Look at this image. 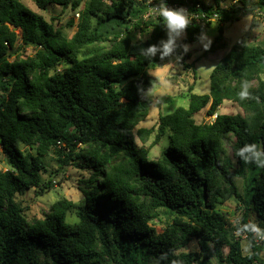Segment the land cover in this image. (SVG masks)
I'll use <instances>...</instances> for the list:
<instances>
[{
	"label": "trees",
	"instance_id": "1",
	"mask_svg": "<svg viewBox=\"0 0 264 264\" xmlns=\"http://www.w3.org/2000/svg\"><path fill=\"white\" fill-rule=\"evenodd\" d=\"M146 1L33 0L42 11L50 5L78 10L77 22H67L75 26L67 38L21 0H0V151L6 164L0 169V264H41L39 254L51 264H264V241L254 245L248 227L264 229V168L236 155L245 144L264 149V47L232 46L210 72L207 94L192 93L191 85L186 107L160 115L155 128H137L152 103L143 97L153 87L148 71L197 43L212 23L201 27L192 15H216L218 34L206 56L225 48L224 24L264 17V0H232L227 8L224 0L213 6L168 0L186 7L190 22L172 53L151 58L143 49L159 48L168 33L158 16L143 19ZM136 32L146 36L134 39ZM26 47L33 55L12 60ZM188 58L182 52L178 64L193 70ZM225 101L241 113L218 114ZM205 109L213 120L196 122ZM151 136V145L161 146L155 160L143 146ZM228 136L234 140L230 157ZM51 153L59 167L87 172L77 187L83 201L59 199L42 218L27 221L14 197L52 188L50 180L40 183ZM231 199L248 233L245 253L218 208ZM162 214L156 233L151 222ZM194 239L199 252H183Z\"/></svg>",
	"mask_w": 264,
	"mask_h": 264
},
{
	"label": "rangeland",
	"instance_id": "2",
	"mask_svg": "<svg viewBox=\"0 0 264 264\" xmlns=\"http://www.w3.org/2000/svg\"><path fill=\"white\" fill-rule=\"evenodd\" d=\"M86 0H82V5ZM203 3L213 6V0H200ZM28 9L33 13L40 15L49 23H53L54 27L62 30L67 38H70L75 31V26L68 28L67 22L73 19L74 23L77 22L76 11H72L70 8L62 10L59 6L50 5L46 11L38 9L33 0H21ZM232 4V0H224L221 3L222 8H227ZM80 6V8L82 7ZM58 21H54V19ZM210 26L204 30L203 36L206 41H210L207 47L213 41V38L218 34V22L211 20ZM223 37L226 43L224 49L208 53L204 56L206 48L204 42L200 39L195 44H187L182 46L178 52L171 55L169 59L162 64L161 67L148 71V75L152 78L153 87L147 90L144 94V98L151 100V106L148 111L147 117L140 121L137 128H155L158 123V117L160 115L170 114L176 107L187 106V94L188 87L193 86V92L197 95L207 94L209 92V74L216 66L219 59L225 55L232 46L246 44L249 46H261L264 47V17L256 15L254 17L246 15L241 17L238 21H232L224 24ZM146 35H140L134 33L133 38L139 39ZM184 37L182 32L179 36L174 38V42L177 43ZM19 46V43L17 44ZM185 48L187 51H185ZM182 52H187L189 58L185 61L187 64L193 65V70H185L178 64L179 55ZM34 51L31 47H26L23 52L18 51L13 55L12 60L16 58H25L33 55ZM264 79V75H262ZM206 109L195 115L196 122H210L213 117H206ZM218 114H236L241 113V110L231 102H224L217 111ZM153 142V136L143 145L148 148V157L151 160L158 158L160 153V145H151ZM234 140L228 136L224 149L228 157L231 156V145ZM162 144H167V138H164ZM24 151L25 148L22 147ZM0 169L6 170L5 157L0 151ZM87 172L77 170L73 167H59L55 155L49 154L44 158V169L40 173V183L43 186L48 180L51 182L52 188L50 190L43 189L44 193L39 194L37 188H32L17 194L14 200L23 210V216L27 221L32 219L42 218L43 214L49 209V207L59 199L65 198L74 203H80L83 201L81 192L77 189L78 180L82 177H87ZM234 182L237 185L238 192H241L242 184L240 179L234 178ZM223 213L227 227L231 230L236 229L239 225V219L241 216V210L238 207L237 202L234 199L226 201L223 205L218 207ZM255 216L251 215V223L256 222ZM163 214L160 215L158 220L151 222L156 233L161 232L164 225ZM239 227V226H238ZM241 247L245 252L250 251V241L245 240L241 242ZM186 253L199 252V244L196 239L192 240L185 248L182 249ZM261 256L264 260V250L261 252ZM38 259L41 264H51L41 254L38 255ZM144 261L146 259H143ZM212 264H217L214 259H211ZM144 264H155L153 259H147Z\"/></svg>",
	"mask_w": 264,
	"mask_h": 264
},
{
	"label": "clouds",
	"instance_id": "3",
	"mask_svg": "<svg viewBox=\"0 0 264 264\" xmlns=\"http://www.w3.org/2000/svg\"><path fill=\"white\" fill-rule=\"evenodd\" d=\"M152 12L162 20L163 25L167 29L168 39L159 48L153 45L143 49L142 55L151 58L159 53L160 57H166L172 53L175 47L174 38L179 36L189 25L190 19L184 9L169 8L165 0H160L159 4L152 9ZM200 40L204 42V47L207 48L210 41H206L203 35H201ZM185 51H187L186 48ZM240 95L241 98H245L248 95L246 88ZM236 155L246 164L251 163L258 168H264V149L257 144H245L236 151ZM248 227L256 237L264 240V229L255 224Z\"/></svg>",
	"mask_w": 264,
	"mask_h": 264
},
{
	"label": "built area",
	"instance_id": "4",
	"mask_svg": "<svg viewBox=\"0 0 264 264\" xmlns=\"http://www.w3.org/2000/svg\"><path fill=\"white\" fill-rule=\"evenodd\" d=\"M167 1L168 0H165V3H166V5L169 8H172V9H184L186 11V13L188 14L189 19H190L191 16L189 15L188 10H187L186 7L180 8L177 3H175V2L168 3ZM159 2L160 1H158V0H147L146 1L147 10H146V12L143 15V19H145V20L146 19H151V18H154V17L157 16L154 12H152V9L156 5H158ZM185 3H187V2L185 1ZM199 8H200L199 4H195L194 5V9H199ZM75 15H76V17H78L77 14H75ZM215 17H216V15H213L212 16V19H207L204 14H201L200 15V19H196L197 18V15H192V18H194L196 20L197 24L199 26H201V27H204L205 26V22L206 21L214 20ZM238 226H236V229H234L233 232H232L234 238L236 240H238V241H241V242L242 241H245V240H248L249 241L247 231L245 229H243V227L240 224ZM251 234H252V241H253L254 245L258 246V245H260L264 241V240L259 239L258 237H256L254 233L251 232Z\"/></svg>",
	"mask_w": 264,
	"mask_h": 264
}]
</instances>
